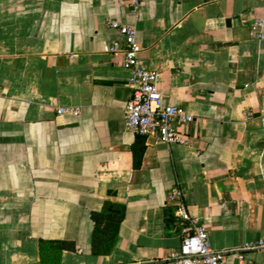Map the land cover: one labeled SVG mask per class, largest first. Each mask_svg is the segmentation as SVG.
I'll list each match as a JSON object with an SVG mask.
<instances>
[{
    "label": "crops",
    "instance_id": "0c3cea01",
    "mask_svg": "<svg viewBox=\"0 0 264 264\" xmlns=\"http://www.w3.org/2000/svg\"><path fill=\"white\" fill-rule=\"evenodd\" d=\"M110 19L136 27L165 101L194 115L185 143L127 128ZM259 19L264 0H143L137 13L129 0H0V264H162L192 228L183 210L217 250L264 239ZM221 264H264V250Z\"/></svg>",
    "mask_w": 264,
    "mask_h": 264
},
{
    "label": "built area",
    "instance_id": "2783aa9c",
    "mask_svg": "<svg viewBox=\"0 0 264 264\" xmlns=\"http://www.w3.org/2000/svg\"><path fill=\"white\" fill-rule=\"evenodd\" d=\"M142 3L143 0H129V5L136 13ZM108 25L117 28L123 38L115 41L109 51L121 55L123 66L130 72L132 97L125 108L127 128L137 135L156 137L166 143H185L186 135L179 127L191 123L194 115L179 105L165 101L159 88V72L149 70L141 63L142 47L137 39L136 27L116 19H110ZM263 25L264 22L259 19L253 26L261 30ZM58 112L78 114L79 110L67 107L59 108ZM179 194V190H173L169 196L175 199ZM181 217L189 219L192 228L184 229L180 247L170 252L162 264H221L231 253L264 250V239L246 242L236 249L217 250L212 246L204 224L198 223L184 210Z\"/></svg>",
    "mask_w": 264,
    "mask_h": 264
},
{
    "label": "trees",
    "instance_id": "16d2710c",
    "mask_svg": "<svg viewBox=\"0 0 264 264\" xmlns=\"http://www.w3.org/2000/svg\"><path fill=\"white\" fill-rule=\"evenodd\" d=\"M120 220H121V219H120ZM120 220H119V221H120Z\"/></svg>",
    "mask_w": 264,
    "mask_h": 264
}]
</instances>
